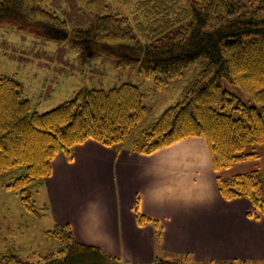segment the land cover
Instances as JSON below:
<instances>
[{
    "label": "trees",
    "instance_id": "1",
    "mask_svg": "<svg viewBox=\"0 0 264 264\" xmlns=\"http://www.w3.org/2000/svg\"><path fill=\"white\" fill-rule=\"evenodd\" d=\"M44 1L0 0V24L64 39L79 49L82 62L112 56L117 67L153 76L157 87L180 77L198 59L205 61L182 97L148 121L144 95L136 84L81 87L72 98L39 112L24 97L19 80L0 76V184L19 194L25 212L40 215L27 190L50 175L55 155L62 152L71 160L73 146L88 138L115 150L126 146L150 154L200 136L206 140L220 195L244 197L264 216L257 169L230 177L220 174L258 158L254 149L264 144V0H115L131 5V17L112 13L111 0H77L92 13L87 28H68L65 19L43 7ZM221 79L259 106L247 105L223 89ZM137 203L136 223L151 224L159 239L161 223L138 212ZM45 235L57 246L42 255L43 261L19 259L25 247L11 243L0 248V264H258L243 259L202 262L188 254L142 263L76 241L68 224H52Z\"/></svg>",
    "mask_w": 264,
    "mask_h": 264
},
{
    "label": "crops",
    "instance_id": "2",
    "mask_svg": "<svg viewBox=\"0 0 264 264\" xmlns=\"http://www.w3.org/2000/svg\"><path fill=\"white\" fill-rule=\"evenodd\" d=\"M254 151L258 158L220 174L264 172V144ZM43 181L51 223L68 224L76 241L107 255L142 263L188 254L202 262L264 264V216L244 197L220 195L203 137L150 154L88 138L73 146L71 160L56 154ZM136 200L138 212L162 224L159 239L151 224L136 223Z\"/></svg>",
    "mask_w": 264,
    "mask_h": 264
},
{
    "label": "rangeland",
    "instance_id": "3",
    "mask_svg": "<svg viewBox=\"0 0 264 264\" xmlns=\"http://www.w3.org/2000/svg\"><path fill=\"white\" fill-rule=\"evenodd\" d=\"M109 4L112 13L131 17V5L129 7L115 0ZM42 5L65 19L68 28H87L92 20L91 11L77 0H45ZM204 61V58L198 59L180 77L166 86L157 87L153 76H145L137 68L117 67L112 56L82 62L79 49L69 46L64 39L43 38L20 31L7 23L0 24V76L7 75L19 80L24 97L39 112L72 98L81 87L108 89L128 82L138 85L142 90L143 102L148 108L147 120L144 121H148L182 97L181 93ZM221 86L245 104L259 106L233 83L221 79ZM226 111L237 116L229 108ZM260 179L264 197V172H261ZM42 188L44 181L30 185L27 190L35 209L40 213L34 217L24 211L17 192L5 189L0 184V248L11 243L24 246L25 251L19 254L21 260L43 261L42 255L54 251L57 246L54 238L45 235V230L51 229L52 223L44 207L47 201L42 197ZM167 257L174 258L171 255Z\"/></svg>",
    "mask_w": 264,
    "mask_h": 264
}]
</instances>
